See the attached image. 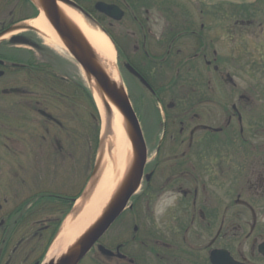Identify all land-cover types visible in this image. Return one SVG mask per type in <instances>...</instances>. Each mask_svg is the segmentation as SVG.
Instances as JSON below:
<instances>
[{
  "label": "flooded vegetation",
  "instance_id": "1",
  "mask_svg": "<svg viewBox=\"0 0 264 264\" xmlns=\"http://www.w3.org/2000/svg\"><path fill=\"white\" fill-rule=\"evenodd\" d=\"M69 1L108 36L138 95L146 160L105 234L55 263L264 264V0ZM32 5L0 0V137L14 159L0 181L6 264H43L51 243L44 251L40 233L84 189L83 85L68 77L67 52L26 25ZM165 190L178 202L157 223Z\"/></svg>",
  "mask_w": 264,
  "mask_h": 264
},
{
  "label": "water",
  "instance_id": "2",
  "mask_svg": "<svg viewBox=\"0 0 264 264\" xmlns=\"http://www.w3.org/2000/svg\"><path fill=\"white\" fill-rule=\"evenodd\" d=\"M30 1L35 5L39 14L42 13L47 19L48 23L52 26L55 33L61 40L65 50L83 72L94 99L95 96L93 89H95L96 96L104 108L106 115L111 116L112 106H115L120 110L125 119L126 130L133 149V157L127 176L123 180L121 186L117 190L104 213L101 215L99 220L82 235L73 247H71L58 260H53L50 263L56 264L55 262L64 263L67 261H76L84 256V254L103 236V234H105V232L123 213L130 199L139 189L146 160V148L139 120L125 88L117 86L109 79L101 67L94 50L91 48L85 37L63 16L60 10V4L73 8L89 25H93L84 18L82 12L69 0ZM98 9L108 16L111 15L113 10L112 7L108 6H99ZM20 29L25 28L22 26H16L11 29V31ZM109 129L110 127H107V130ZM103 143L104 140L102 137L99 141L100 150L91 175L92 179L89 187L82 194L83 199H87L93 193L99 181L97 172L104 156L102 148ZM76 202L77 201H75V203Z\"/></svg>",
  "mask_w": 264,
  "mask_h": 264
},
{
  "label": "bare ground",
  "instance_id": "3",
  "mask_svg": "<svg viewBox=\"0 0 264 264\" xmlns=\"http://www.w3.org/2000/svg\"><path fill=\"white\" fill-rule=\"evenodd\" d=\"M60 10L63 16L85 37L109 79L117 86L123 87L116 66V53L109 38L98 28L89 25L73 8L60 4ZM26 25L35 28L48 46L63 49L61 40L42 13ZM93 93L102 124L104 166L93 193L87 199L78 200L64 220L47 253V262L62 257L99 220L131 166L133 149L123 115L115 106L111 107V116L106 115L95 89ZM107 127L110 129L107 130Z\"/></svg>",
  "mask_w": 264,
  "mask_h": 264
},
{
  "label": "rangeland",
  "instance_id": "4",
  "mask_svg": "<svg viewBox=\"0 0 264 264\" xmlns=\"http://www.w3.org/2000/svg\"><path fill=\"white\" fill-rule=\"evenodd\" d=\"M53 48L59 49L57 47L51 46ZM64 50V49H63ZM66 52V51H65ZM67 59H68V77L70 79L77 80L82 83L83 85V149H82V155H83V184L84 189L83 193L87 190L89 187V184L91 182V174L92 170L94 168V165L96 163V160L99 155V140L103 137L102 134V124L99 118V113L96 109V106L94 102L89 97V93H92V91L89 88V85L84 77V74L80 70V68L77 66V64L74 62V60L70 57V55L67 53ZM119 72V76L121 78L122 86L126 88L127 93L130 94L131 101L133 103V106L136 108V110L140 115V111L138 109L139 102H137V97L135 93L129 92V89L127 88L124 78L122 77V74ZM149 126L153 127L154 122V116L152 113H148L145 118H143ZM4 144H7L6 141L3 140V137H0V181L1 185L4 182H11V177L13 175L14 171V159L12 157V153L8 149H5ZM103 152H104V144H103ZM104 158V156H103ZM102 166H104V161L102 160L100 168L97 172L98 180L101 175ZM0 185V187H1ZM82 193V194H83ZM82 194L80 195L78 200L83 199ZM71 213V212H70ZM47 254V253H46ZM5 257V254L4 256ZM2 264L6 263L5 260H2L0 262ZM18 264V263H14Z\"/></svg>",
  "mask_w": 264,
  "mask_h": 264
},
{
  "label": "clouds",
  "instance_id": "5",
  "mask_svg": "<svg viewBox=\"0 0 264 264\" xmlns=\"http://www.w3.org/2000/svg\"><path fill=\"white\" fill-rule=\"evenodd\" d=\"M159 38V33H157ZM179 194L173 190H165L164 193L157 198L153 206V217L159 223L160 219L168 214L171 209L177 206Z\"/></svg>",
  "mask_w": 264,
  "mask_h": 264
},
{
  "label": "trees",
  "instance_id": "6",
  "mask_svg": "<svg viewBox=\"0 0 264 264\" xmlns=\"http://www.w3.org/2000/svg\"><path fill=\"white\" fill-rule=\"evenodd\" d=\"M33 6V5H32ZM34 7V6H33ZM34 10H35V13L37 14V10H36V8L34 7ZM89 97H90V99L92 100V102H93V98H92V96H91V94L89 93ZM71 208H72V204H70L69 206H67V208L65 209V211H64V213L62 214V216L60 217V221H59V224H58V226L60 225V223L62 222V220L65 218V216L69 213V211L71 210ZM57 230H58V227L57 228H53L51 231H49V232H41L40 234V238L42 239V241L43 240H45V246H44V251H46L47 250V248H48V246H49V244L51 243V241L53 240V238H54V236L56 235V233H57ZM35 239H37V237L35 238ZM16 242V240L14 241V243ZM13 243V244H14ZM13 246V245H12ZM24 248H22L21 250H23ZM20 250V251H21ZM7 251H8V244H7V246H3L2 244H0V257H2L3 258V256H4V254H5V256H8V254L9 255H13V254H11V251H10V253H7ZM21 254H22V251H21ZM0 264H2V263H0ZM6 264V263H5ZM10 264H14V263H10Z\"/></svg>",
  "mask_w": 264,
  "mask_h": 264
}]
</instances>
